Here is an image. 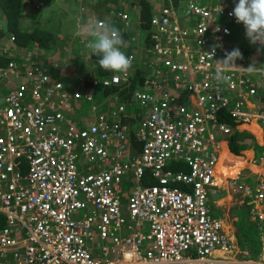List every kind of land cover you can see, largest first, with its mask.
Here are the masks:
<instances>
[{
  "label": "built area",
  "instance_id": "built-area-1",
  "mask_svg": "<svg viewBox=\"0 0 264 264\" xmlns=\"http://www.w3.org/2000/svg\"><path fill=\"white\" fill-rule=\"evenodd\" d=\"M198 1L187 0L186 14L194 13V23L182 20L173 3L152 15L149 50L172 77H164L159 90L134 92L143 108L137 151L131 126L120 117L125 99L111 116L96 114L81 127L70 98L92 100L93 95L68 92L32 50L26 51L27 62L9 52L14 35L0 36V49L9 56L0 64V213L6 221L0 227V264H240L228 257L238 250L234 229L208 202L219 187L248 198L263 240L252 264H264V176L255 174L252 184L244 181L243 169L225 180L215 173L218 133L231 131L227 118L256 117L264 123V112L250 109L262 107L264 76L243 68L218 75L217 61L235 35L219 18L237 23L239 36L248 38L243 23L230 15L231 0ZM118 16L125 20L129 14ZM128 55L134 58L135 51ZM12 78L22 80L11 84ZM130 80L128 71H111L94 83ZM251 99L258 104H249ZM174 161L186 163L188 170L172 167ZM129 169L137 180L128 195L131 221L121 198ZM148 172L157 182H143ZM79 210L86 213L76 216Z\"/></svg>",
  "mask_w": 264,
  "mask_h": 264
},
{
  "label": "clouds",
  "instance_id": "clouds-1",
  "mask_svg": "<svg viewBox=\"0 0 264 264\" xmlns=\"http://www.w3.org/2000/svg\"><path fill=\"white\" fill-rule=\"evenodd\" d=\"M73 1H77V0H73ZM162 1L163 2L159 5V7L152 9L151 15H153L157 9H160L164 5L171 4V3L177 5L172 0H162ZM220 1L223 4V3H227L228 0H220ZM220 1L219 0H213L211 3L217 4ZM34 2L35 3L31 2L30 0H25L26 9H27V5H31V4L34 6L35 9H39V8L41 9V8L45 7V1L43 2L42 0H39V3L37 6H36V1H34ZM206 3L210 4V2H206ZM231 4L234 5L235 7H234L233 11L230 13V15L234 16L238 23H243V25L245 27L246 37L249 40L248 39H242L239 36L237 23H232L229 20H226L223 16L219 18L221 21L228 23L229 25H231L234 28L235 35H233L232 38L230 39V43H227L225 45L226 51L224 54V58L222 60L217 61L218 70H219L218 75L220 74L221 71L226 70V69L243 68L249 74L264 76V66L258 65L255 60H253V62L251 63L250 57H248V56L246 57L245 48L243 47L244 43L245 44L247 43L250 45L253 44V45L264 46V0H239V1L238 0L237 1L231 0ZM30 9H31V7L27 10L29 12L28 13L29 17H30V11H31ZM119 11L128 12L126 10L120 9V10H117L116 12H115V10H113L110 13L115 14V16L119 20H123L122 18H120V16H118ZM221 11H222V8H221ZM128 14H129V12H128ZM101 18H103L106 22L98 21ZM127 19H129V17ZM127 19L123 20V22L126 21ZM5 34L12 35L11 33H4V34H0V36L3 37ZM73 35L77 36V37H82V39L80 40L81 44H83L87 49H89L91 51V53H93L99 57L98 64L102 69H104L106 71H110V72L111 71H115V72H127L128 71V73L130 74L129 68L131 66L133 68H138L136 65V58H137L139 52L142 50V52L144 54H146V56L149 55L144 50V44L141 48L139 43H137V42H139V39H140V41H142V40L144 41V39H143L144 37H142L140 35V33H139V35H137L133 39V44H134L133 48L132 49H126L127 47H132V45H128L127 41L124 39L120 30L117 27H115L114 25L109 24V22L107 21V18H105V17H99V18H96L95 20L92 18H89L86 22H83V23L78 21L76 31L73 33ZM85 37L90 38V39H87ZM1 46H2V44L0 43V47ZM33 46L34 45H29L28 47H26L24 49L20 48L23 51V55L25 56V57L20 59L21 62H27L28 61V58L26 56V51L32 50ZM150 46H148L147 51H150L149 50ZM11 47L13 48L14 51L16 50L17 46L14 44V41H13V43H11ZM132 50L135 51V57L134 58L128 55ZM32 52H33V50H32ZM3 54H5V52H2L0 49V56H3ZM212 54L214 55V50H213ZM35 55L36 54L33 52V57L36 60L43 62L47 67H49L53 77L59 78L65 83L66 90L68 92L74 93L75 91L79 90V91H82L83 93H89V94L93 95L92 100H86V99L85 100H79V99H75L73 96L70 98V102L73 104V107L76 108V110H77L76 114L82 115L81 119L84 121L90 117V115H91L90 109H92L94 112V115L92 117V118H94V116L100 110H102V106L104 105L105 102H111V101L116 100V99H118V101H121L122 99H125L124 97H121L116 91H114L117 93L116 98L112 97V95H108V93H106L107 90H101L100 82L94 83V79L96 77H101V76H99V73H98L99 71L97 70V67L95 69L96 70L95 73L93 72V76L90 78V80L93 81V86L90 88H83V87L77 86V84H80V83L73 81V80H67L68 78L64 77L66 75L57 74L53 70V68H55L56 70L57 69L59 70L58 67H55L53 64L50 65L49 63H47L41 59H37V57ZM7 57L9 60L8 54H7ZM17 57L19 59V54H17ZM153 57H154L153 61L147 63V65L145 67V71L147 73L151 74V76L154 79L157 76H160V78H161L162 77V75H161L162 68L160 66V61L156 56H153ZM154 60L156 61V63L154 62ZM237 60L240 61L242 64L248 65V67L245 68L243 66H238L236 64ZM152 63H154V65H155V70H153V67L151 66ZM109 73H107L105 75H108ZM154 79L149 80L147 82V86L149 87V90L150 89L151 90H159L162 86L165 85V82L163 80L164 83L160 87H158V81L156 83V81ZM150 81H153V82H150ZM85 83H86V80H85ZM116 84H118V83H116ZM113 85H115V84H113ZM113 85H110V86H113ZM97 86H100V91H103V93L105 95L104 96L105 98H103L101 100L96 99L97 95L95 94L94 89ZM104 87L108 88V86H104ZM137 90H145V89H137ZM259 95L261 97L259 104H261L262 107L260 109H258L257 107H251L250 109L252 111H259V112L263 111L264 112V107H263L264 106V85L259 87ZM134 100H135V98H134V94H133V100L127 102V109L126 110H128V105L131 106L135 102ZM86 103L90 104V107H88L89 110H86L83 108L84 105H86ZM251 103H254V104L257 103L258 104V100L256 102L255 100L251 99L249 104H251ZM94 105H97V109H94ZM79 108H82V109L79 111ZM115 108H116V106L113 109H108L107 114H110ZM84 110H86V112ZM84 114H86L85 117L83 116ZM142 117H143V113H142L140 118L137 117L135 120L136 121L139 120V122H140ZM229 118L232 119L235 123L232 124L229 121ZM254 120L262 128H264L263 127L264 126L263 121L260 119H257L256 117H253V119L250 121H236L233 117L229 116L227 118L226 122L231 126V131L229 133L219 132L218 133L219 140L220 141L224 140L225 138H222V137L225 136L227 139V143L229 145V135L233 132V129L236 128L238 130L243 131L241 129V127L243 125H246V124L251 125ZM92 121H93V119H92ZM92 121H90V122H92ZM136 121L134 124L131 125L132 134H133V129H132L133 125H135L136 129H137V126L139 124V122L137 123ZM136 129H135V134H136ZM248 132H253V131L248 129ZM132 139L134 142L133 136H132ZM135 148H136V151L139 149V147H137L136 145H135ZM263 154H264V150H263V153L260 157L264 156ZM245 168H243V170ZM243 170H241V171L243 172ZM253 174L255 175V173H253ZM234 194H238V195L243 196L241 193H234ZM235 230H236V226H235ZM235 235H236V241L238 244V249L240 248L241 250H243V248L240 246V243H239V240L237 237V230H236ZM261 251H262V248L260 249V251L258 252V254L256 256H259ZM254 257H250L247 255L244 258V261L249 260L250 262H248V263L252 264L254 260H257V258H254ZM242 263H240V264H242Z\"/></svg>",
  "mask_w": 264,
  "mask_h": 264
},
{
  "label": "trees",
  "instance_id": "trees-1",
  "mask_svg": "<svg viewBox=\"0 0 264 264\" xmlns=\"http://www.w3.org/2000/svg\"><path fill=\"white\" fill-rule=\"evenodd\" d=\"M174 3L179 6V12L181 14V19L186 20L192 23H194L196 16L193 12H189L186 14V10L188 8L187 6V0H172ZM100 2H103V0H100ZM133 3V6H130V4L127 3L124 4L128 6L133 13H137L139 16V22L136 24L137 28H135V25L133 22H130L129 19L124 21L123 25L124 28L120 29L121 34L123 35L124 39L128 42L130 41V45L132 47H128V49L133 48V39L137 35L139 30L141 29L143 33V39H144V50L150 54V51H147L148 46L152 45L153 39L152 34L154 33L155 29L152 25V2L150 0H132L130 1ZM203 2L202 0L198 1ZM0 6L3 9V15L0 16V34L4 33H11L15 36L14 44L21 49H24L30 45H34V50L37 53L42 52L40 48L45 50H52L56 48L58 45L61 44L62 34L60 33L61 24H56L54 27L52 24H49L46 20V17L48 15L46 9L39 8L35 9L34 6H31L30 11V17L35 21V24L31 27L23 25L22 19L25 17V14H27L28 11L25 9V0H0ZM139 10L138 12L136 11ZM58 21V20H56ZM110 24V23H109ZM112 24V23H111ZM130 26L129 33H126L127 27ZM55 31L58 32V40L55 42ZM67 41H70L67 40ZM243 47L245 48L246 57H250V50L251 45L250 44H243ZM249 54V55H248ZM95 61L97 62V70L99 71V76H104L105 74L109 73L110 71H106L102 69L99 64L98 60L99 57L94 54ZM8 61V57L0 56V64H6ZM53 70L57 73L59 70H56L53 68ZM130 70V77L131 80L129 83H118L113 86H108V88H105L104 85L100 83L101 90H108L116 91L121 97H124L127 102L133 100V94L137 89H145L147 87V82L149 80L154 79L151 74L147 73L144 69L140 68H133L132 66L129 68ZM15 75H13L14 77ZM19 79V78H18ZM16 82L15 78H12L11 84H14ZM89 88L93 86V81L89 80ZM114 104V106H113ZM120 101L116 103L115 101L107 102L105 107L102 108L97 114L104 113L106 114L108 109H113L115 106L116 108L119 106ZM113 112H111L109 115L111 116ZM122 122L129 124L130 126L135 123V119L138 117V113H134L133 110L128 111L125 110L120 115ZM229 121L234 124L235 122L229 118ZM133 129V128H132ZM133 138H134V144L140 148V144L136 138L135 130H133ZM250 136L248 133L243 132L238 129H233V132L229 135V147L231 151L234 154H242L241 149L246 148L249 146ZM183 167L185 170H188V165L186 163L180 162V161H174L172 164V167ZM144 183H155L157 182L155 177H152L150 172L143 178ZM243 207V206H242ZM241 207L239 206L237 208V215L238 220H236L235 226L237 230V237L240 243V246L243 249L249 250L250 257H254L258 254L260 251V247H258L255 244V241L252 237V224L249 221V219L246 217V213L240 212Z\"/></svg>",
  "mask_w": 264,
  "mask_h": 264
},
{
  "label": "rangeland",
  "instance_id": "rangeland-1",
  "mask_svg": "<svg viewBox=\"0 0 264 264\" xmlns=\"http://www.w3.org/2000/svg\"><path fill=\"white\" fill-rule=\"evenodd\" d=\"M45 1V7L44 9H46L48 15L46 17V20L49 24H52V26L54 27V25H56L53 21H54V13H60V9H57L58 4H60L59 0H43ZM92 1V0H91ZM91 1H86V2H81L79 3V1L77 0V2L80 5V7L76 10V12H84L85 15L87 16V19L84 18L83 22H86L89 18L92 19H96L99 17H105L107 18V21L111 24L114 25L115 27H117L118 29H122L124 28L123 25V20H119L115 14L110 13L113 10H115V12L117 10H126L129 12V21L133 22L135 25V28H137L136 24L139 22V16L137 13H133V11L126 6L127 3L130 4V6H133L130 1L132 0H103V2H100V0H93V2L88 5L89 2ZM204 3L206 2H210L213 0H202ZM36 6L39 3V0H36ZM152 9L159 7V5L163 2L162 0H152ZM126 4V5H124ZM92 6V7H91ZM100 6V7H99ZM91 7V8H90ZM54 11V13H53ZM136 11L138 12L139 10L136 9ZM3 9L0 6V15H3ZM67 14L72 15V16H76L77 13H73L71 11L67 12ZM117 18V19H116ZM23 21V25L26 26H33L35 24V21L33 19H31V17H29V14L27 15V17L22 19ZM76 22H78V19H73V18H66L65 20H62V25L60 28V33L62 34V39H61V44L58 45L56 48L52 49V50H45L40 48V50H42V52L37 53L34 50V47L32 48L33 52L36 54L35 56L37 57V59H41L47 63H49L50 65H54L55 67L59 68V72H57V74H61V75H66L64 76L65 78H68L67 80H73L76 81L80 78H82L81 83L77 84V86L83 87V88H89V78H91L93 76V72L95 73V68H96V61L94 58V54L91 53V51L89 49H87L83 44H81L80 40L82 39V37H77L74 36V30L76 28ZM82 22V23H83ZM58 24V22H57ZM128 30H126V33H129L128 31H130V26L127 27ZM143 33V32H142ZM58 32L55 31V42L56 40H58ZM139 34V33H138ZM87 38V37H85ZM139 38V37H138ZM70 41H67L69 40ZM90 39V38H87ZM128 45H130V41L127 42ZM139 43L140 47L142 48L144 41H140L139 39ZM63 45V47H62ZM189 48L194 47V44H192L190 41L188 42ZM128 49V47L126 48ZM9 52H11L14 55L19 54V60L23 57H25L23 55V51L16 47V50L14 51L13 49H10ZM17 53V54H16ZM143 55V56H142ZM153 56H158L157 53H153L151 52L149 55L146 56V54H144L142 52V50L139 52L137 58H136V65L138 68L140 69H144L147 65L148 62H152L154 57ZM3 57H7V54H3ZM180 61L184 59L183 56L178 58ZM253 60L256 61V63L260 66H264V46L261 45H253L251 44V50H250V61L251 63L253 62ZM26 61V60H25ZM154 62L156 63V61L154 60ZM160 66L162 68V77L160 78V76L155 77V81L157 83L158 81V87H160L164 82H163V78L166 77L167 79L172 77V71L168 70V68L166 66H164V64L160 63ZM58 70V69H57ZM85 72H87L88 74L85 76H83L85 74ZM71 78V79H70ZM22 79H17L16 81H19ZM86 80V83H85ZM79 83V81H76ZM153 82V81H150ZM100 90V86L95 87L94 92L98 97H102V92L99 93ZM145 90H149V87L147 86L145 88ZM174 92V90H172ZM6 92V91H4ZM106 93H109V95H112V97L116 98L117 97V93L113 91V89H111V91H106ZM105 96V95H104ZM118 103V99L113 100V102ZM107 102L104 103V105L102 106V108L105 107ZM114 106V104H113ZM90 104L86 103V105H84V109L89 110ZM82 108H79V111ZM131 109L133 110L134 113H138V118L141 117L142 115V111L143 108L140 106V104L138 102H134L131 106L128 105V110L131 111ZM86 110H84L86 112ZM91 111V115L90 117L85 120V121H80V126H87L90 121H92V117L94 115V112L92 109H90ZM77 116L79 118H82V115L77 114ZM84 117L86 116V114L83 115ZM137 123L139 122L136 121ZM264 127V126H263ZM136 129V126L133 125V130ZM222 138H226L225 136ZM263 151L262 150H257V157H260L262 155ZM264 155V154H263ZM258 162L257 163H262L264 161V156L257 158ZM249 162H252L250 160H248ZM253 163V162H252ZM263 166H264V162H263ZM251 171V169L249 167H246L243 170V173H247ZM252 178V179H251ZM251 178H243L244 181H246L247 183H252L253 184V180L256 178V175H252ZM137 184V180L134 176L133 170L129 169L128 173L126 175H124L123 177V182H122V193H121V198L123 200L122 202V211L123 214L126 216V218L131 221V213H130V208H129V204H128V195L130 193V190ZM211 193V192H210ZM218 193V192H217ZM214 195H216V193H213ZM214 195H209L208 201L210 203L213 202L214 199ZM237 195V194H236ZM236 197L234 196V200L233 202L236 201L235 199ZM215 205V204H214ZM243 207H241L240 212H244L246 213V217L249 219V221L252 224V237L255 241V244L260 247V249L263 246V240H261L260 238V234L259 231L256 228V225L254 223V221L252 220L251 214H250V210H251V206L249 204H243ZM212 208V206H211ZM85 210H79L76 214V216H82L84 215ZM6 223L5 221V216L4 214L0 213V227H2L4 224Z\"/></svg>",
  "mask_w": 264,
  "mask_h": 264
},
{
  "label": "crops",
  "instance_id": "crops-1",
  "mask_svg": "<svg viewBox=\"0 0 264 264\" xmlns=\"http://www.w3.org/2000/svg\"><path fill=\"white\" fill-rule=\"evenodd\" d=\"M30 1L35 3L34 1H36V0H30ZM47 1H49V0H47ZM59 1H60V4H58L57 9H60V13H54V11H53V13H54V21L53 22L55 24H57V22H58L60 25L62 23V20H65L66 18H73V19L77 18L78 21L81 23L83 22L84 18L87 19V16L85 15L84 12H79V13L76 12V10L80 7L82 2H86L87 0H78L79 3L81 2V4H79L77 1H73V0H59ZM88 1H91V0H88ZM150 1H152V0H150ZM92 2H93V0L91 2H89L88 5H90ZM31 6H32V4L27 5V9L25 7L26 11ZM69 11H71L73 13H77V15L72 16V15L67 14V12H69ZM28 13L29 12H27V14H25V18L27 17ZM0 16L2 17V15H0ZM56 20H58V21H56ZM77 23L78 22H76V25H77ZM75 31H76V28H75L74 32ZM141 31L142 30L140 29L139 30L140 35L143 37V34ZM62 47H63V45H62ZM87 74L88 73L85 72V74L83 76L86 77ZM81 80H82V78H80L76 81H79V83H81ZM89 80H90V78H89ZM99 93H101L100 90H99ZM101 94H102V97L97 96L96 99L101 100V99L105 98L104 93L102 92ZM108 95H109V93H108ZM247 128L252 130L253 132H248ZM241 129L243 130V132L248 133L250 136V139H252V141H250V144L248 147L241 149L242 154H239V155L234 154L230 150L226 138L224 140L220 141V145H221L220 162L218 163V166H217V174L221 178V180H225L226 177H228V176L237 175L240 172V170L245 168V167H249L251 169V171L247 172L246 174L243 173L245 177H247V176L252 177V175H254L253 173H255L257 176H264V166H263L264 161L262 163H257L258 162L257 158H259V157H257V154H256L257 150H259V149L262 151L264 150V128H262L256 121H253V123L251 125H248V124L243 125L241 127ZM248 160L252 161L253 163L249 162ZM213 193H216V195H214ZM211 194L214 195L213 202L212 203L209 202L210 206H212V210L214 211V213L217 216L223 218L227 222V224L230 226V230L234 229V233L236 234L235 223H236V220H238L237 208L239 206L242 207V205L244 203L248 204V198L245 196L238 195V194L233 195L230 191H228L224 187L217 188V191L211 192ZM234 196L236 197L235 202H233ZM247 255H249V250H246V249L241 250L239 248L237 251H234V252H231L230 254H228V257L233 258L235 261L244 262V258ZM258 257L259 256H255L254 258H258Z\"/></svg>",
  "mask_w": 264,
  "mask_h": 264
},
{
  "label": "bare ground",
  "instance_id": "bare-ground-1",
  "mask_svg": "<svg viewBox=\"0 0 264 264\" xmlns=\"http://www.w3.org/2000/svg\"><path fill=\"white\" fill-rule=\"evenodd\" d=\"M255 121V120H254ZM220 149H221V145H220ZM220 162V154H219V160H218V163ZM217 166H218V164H216V166H215V173H216V175L218 176V174H217ZM218 178H219V180H221V178L218 176Z\"/></svg>",
  "mask_w": 264,
  "mask_h": 264
}]
</instances>
